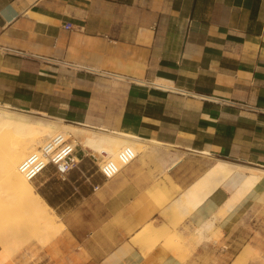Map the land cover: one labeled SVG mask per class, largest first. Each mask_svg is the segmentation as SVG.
I'll list each match as a JSON object with an SVG mask.
<instances>
[{
  "label": "crops",
  "instance_id": "obj_1",
  "mask_svg": "<svg viewBox=\"0 0 264 264\" xmlns=\"http://www.w3.org/2000/svg\"><path fill=\"white\" fill-rule=\"evenodd\" d=\"M0 105L164 143L112 177L86 168L100 156L77 146V167L40 179L66 228L72 197L100 200L112 249L98 264H211L245 242L264 247V177L217 223L224 247L180 259L132 242L163 220L173 198L147 190L166 174L183 190L216 158L264 169V0H0ZM242 179L227 178L185 222L216 213Z\"/></svg>",
  "mask_w": 264,
  "mask_h": 264
},
{
  "label": "bare ground",
  "instance_id": "obj_2",
  "mask_svg": "<svg viewBox=\"0 0 264 264\" xmlns=\"http://www.w3.org/2000/svg\"><path fill=\"white\" fill-rule=\"evenodd\" d=\"M152 85L157 88L167 89L170 84L159 80L153 82ZM6 127L14 128L19 134L23 136L29 135L30 138L28 140L19 141V144L9 145V147L5 146L3 150H0V177L7 186L12 188V192L19 197L18 202L24 205L32 217L35 218L33 222V224H35L32 226L38 229L37 236L39 238L46 237L47 239L53 236H60L62 230L66 226L45 197L35 189L32 180L33 176H29L21 169V164L28 156L38 152L41 146L56 135L60 134L64 137L71 136L78 140L76 142L85 143L98 153L105 152L100 164L109 176H113L127 163L136 158L139 154L145 152L149 145H164V143L160 141L148 140V138L145 139L141 136L139 137L135 133L123 130L111 131L96 129L66 122L55 117L39 116L0 105V129ZM123 150H127L126 157L121 156ZM46 163V160H44V166ZM235 174L243 176L241 184L236 191L230 195V198L225 204L222 205L225 209L232 210L247 194L249 189L264 177V169L233 162L225 158H216L214 165L210 167L206 173L183 190L171 175L166 174L164 181H156L148 188L147 192L153 198L167 193L174 195L173 199L165 206L173 211L172 214L175 218L182 220L186 215H189L201 205L221 183ZM0 189H3L2 186H0ZM4 194V190H0V209L5 205L3 198ZM4 215H6V213H4ZM167 218H169V216ZM172 222L169 221V223ZM213 225L214 218L210 216L203 220L195 229L201 235H205L204 232L209 230ZM158 226H155V223L154 225L149 224V222L146 223L144 229L132 237V242L135 245L142 246L145 241L151 237L159 236L168 239L174 236L171 234V231L174 233L175 231L170 227ZM174 227L176 226L174 225ZM179 231H181V229L177 230V232ZM168 252L178 256L181 252L179 242L172 244ZM262 257L264 258L263 255ZM6 260L7 247L5 246L0 250V264Z\"/></svg>",
  "mask_w": 264,
  "mask_h": 264
},
{
  "label": "rangeland",
  "instance_id": "obj_3",
  "mask_svg": "<svg viewBox=\"0 0 264 264\" xmlns=\"http://www.w3.org/2000/svg\"><path fill=\"white\" fill-rule=\"evenodd\" d=\"M29 138V135L23 136L11 127L0 129V150H3L5 146L9 147V145L19 144V141L28 140ZM72 139L76 144L75 149H77V146H89L82 142H76L78 140L75 137H72ZM93 151L98 154L94 149ZM91 163L95 169L101 172L93 162L86 163L85 167L91 168ZM49 171H55L53 165H50L48 170H44L32 179L38 192L42 191V189L44 191V187L39 186V181L50 175ZM42 174L44 176H41ZM0 186L3 188L0 190L5 192L3 196L5 205L0 209V250L5 246L7 247V260L2 264H98L101 261V257L112 249L106 242L103 232L98 228L107 217L99 199L91 197L85 200L79 196L72 197L68 204L63 207V209L68 211L66 217L72 221L71 227H65L60 236L49 237L51 239L48 238V240L46 237L39 238L37 236L38 229L32 226L35 224H33L35 218L32 217L24 205L18 202L19 197L12 192L10 186H7L2 181L1 177ZM55 186L59 185L55 184ZM173 196L171 193H167L164 197V203L171 200ZM170 211V209H165L161 214L163 220L150 221L149 224L154 225L155 223V226L160 224L158 227L168 226L175 231V233L171 231L174 236L168 239L159 236L149 238L142 245L143 252L147 253L153 248L161 246L165 253L168 252L172 244L179 242L181 252L177 257L186 259L195 254L198 245L206 246L207 249L213 245H217L218 249L219 247H224L221 230L218 228L217 223L231 210H227L222 206L214 213L212 215L214 225L204 232L205 235L197 232L195 228L198 225L195 226L185 222V218L188 215L182 220H178L172 214L173 211ZM262 212L259 211L261 214ZM57 215L61 219L60 214L57 213ZM168 216L169 218H167ZM169 221H174L172 223H175L176 227ZM176 229H181V231L177 232ZM92 231H95L93 235L91 234ZM245 243L239 246L237 254L230 255L225 253L221 255L217 253L211 264H264V258L262 257V255L264 256V247Z\"/></svg>",
  "mask_w": 264,
  "mask_h": 264
},
{
  "label": "built area",
  "instance_id": "obj_4",
  "mask_svg": "<svg viewBox=\"0 0 264 264\" xmlns=\"http://www.w3.org/2000/svg\"><path fill=\"white\" fill-rule=\"evenodd\" d=\"M75 146L76 144L74 143L71 136L64 137L60 134L56 135L55 137L48 140L43 146H41L38 152L28 156L27 159H25L21 164V169H23L29 176H33V178H35L49 165H53L56 168L58 174L64 177L80 163V159L75 152ZM98 154L100 156L97 163L98 168L105 176L112 177L106 173L105 169H103L100 164L105 152H100ZM126 155L127 150H123L121 152V156L126 157ZM44 160L47 162L45 166ZM119 171H117L115 174H117Z\"/></svg>",
  "mask_w": 264,
  "mask_h": 264
}]
</instances>
